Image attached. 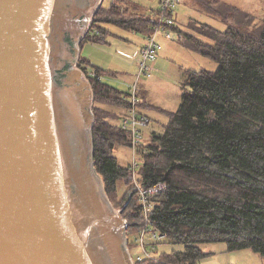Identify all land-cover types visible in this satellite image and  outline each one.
Wrapping results in <instances>:
<instances>
[{
    "label": "trees",
    "instance_id": "1",
    "mask_svg": "<svg viewBox=\"0 0 264 264\" xmlns=\"http://www.w3.org/2000/svg\"><path fill=\"white\" fill-rule=\"evenodd\" d=\"M202 4L221 17L225 30L197 21L195 34L177 25L173 29L186 46L218 67L186 69L179 107L169 113L162 131L144 137L136 173L113 153L117 145L131 148L129 131L122 126L131 108L130 92L102 79L116 76V71H106L83 55L78 61L95 98V164L107 191L127 203L122 215L129 222L131 255L145 223L136 182L142 188L165 185L150 198V225L164 235V243L182 245L159 252L161 241H151L156 259L135 258L134 264H195L208 254L203 245L217 242H225L228 250L251 249L264 256V19L256 22L254 14L221 0ZM160 13V8L140 13L120 3L101 7L80 46L110 44L109 36L116 34L109 24L147 37ZM139 93L140 109L154 106ZM123 186L129 188L120 194Z\"/></svg>",
    "mask_w": 264,
    "mask_h": 264
},
{
    "label": "water",
    "instance_id": "2",
    "mask_svg": "<svg viewBox=\"0 0 264 264\" xmlns=\"http://www.w3.org/2000/svg\"><path fill=\"white\" fill-rule=\"evenodd\" d=\"M99 3L0 0V264H132L75 64Z\"/></svg>",
    "mask_w": 264,
    "mask_h": 264
},
{
    "label": "rangeland",
    "instance_id": "3",
    "mask_svg": "<svg viewBox=\"0 0 264 264\" xmlns=\"http://www.w3.org/2000/svg\"><path fill=\"white\" fill-rule=\"evenodd\" d=\"M100 1L101 3H99V9L101 7L108 8L115 3H120L125 7L131 5L133 10L148 14L151 13L153 9L156 10L160 6V0H129V3H127V0ZM202 1L203 0H179V4L175 10L177 26L182 30L193 34H195V32H193L194 30L192 29V26L195 25V21L206 22L218 28L219 30H225L227 28V24L221 19V17L209 11L207 5H203ZM221 1L238 6L254 14L256 17V22H260L264 19V0ZM215 7L217 8L218 6ZM230 21L233 20L230 19ZM108 27L112 29L116 35L109 36L108 41L110 44H103L100 46L105 49V51L110 52L111 59H107V56L104 55L102 61H99L101 59L100 56L97 57V55H95L92 56V60L94 62H98L94 64L100 66L106 71H116V76L110 74L104 75L102 79L105 82L113 84L119 89L129 91L130 85L136 81V76L139 73L138 62L141 58L140 50L141 47L146 43L147 37L142 33L123 29L116 25L109 24ZM169 31L172 33L171 38H166L165 34L162 33L164 31H161L157 35L156 39L162 45V49L156 58V60L158 58L159 60H157L156 64V60L149 63L151 66V76L147 77L143 75L139 82V89L146 91L144 96L141 95L140 92V96L143 99L146 98L145 100L154 105L151 108L144 109L146 114L151 118L150 123L141 128L142 132L144 133V137H147V135L152 130L162 131L164 126L169 121V113L178 109L183 93L186 90L183 87L186 69L215 70L218 67V63L216 61L208 59L186 46L184 38L180 37V34L177 30L170 29ZM90 44L87 43L84 46L85 48L81 50L83 51V56H86L85 52H90V50L87 49ZM75 64L79 67L78 63L75 62ZM82 71L91 90L89 76L83 69ZM93 107L94 102L93 105L91 102L90 110L94 113ZM113 153L118 157L119 162L122 165H131L132 167L133 162L136 161L137 163H140V156L138 154L135 155L132 148L130 147L117 145ZM99 174L103 178L100 172ZM127 188L129 187L123 186L120 190V194L126 192ZM106 192L115 208L125 206L126 203L123 204L121 201V195L112 196L113 193H109L107 191V187ZM126 237L128 238L127 230ZM164 241H166V239H163L157 244L159 252L182 248V245L164 243ZM128 249L130 252L129 246ZM203 249L208 252V254L198 260L195 264H264V256L260 253H257L251 249L228 250L227 244L225 242L208 243L203 245ZM133 253L134 254L132 255L130 254L133 259L131 261L132 264H134L135 258L137 259L136 256L143 253L142 248L139 246L134 250Z\"/></svg>",
    "mask_w": 264,
    "mask_h": 264
},
{
    "label": "built area",
    "instance_id": "4",
    "mask_svg": "<svg viewBox=\"0 0 264 264\" xmlns=\"http://www.w3.org/2000/svg\"><path fill=\"white\" fill-rule=\"evenodd\" d=\"M179 4V0H160V11L158 17V23L154 29V31L147 36V41L143 45L140 50V60L138 62L139 65V73L136 76V81H134L129 88L130 96L129 101L131 103V108L128 116L123 119L122 126L129 131L130 140H131V148L133 153L137 155L138 148L144 142V133L141 128L150 123L151 118L143 113L140 110V97L138 95L139 92V81L143 75L150 77L151 76V66L150 62L156 60L158 57L162 45L156 39L157 35L161 32L165 34L166 38H171L172 33L169 31L173 29L174 26L177 25L175 10ZM170 14V15H168ZM94 77L100 76L93 74ZM139 163L136 161L133 162L132 169L133 173H136ZM138 194L140 196V200L142 203V209L144 214L145 223L139 229V232L136 237V241L139 246L142 248V254H139L137 260L142 261L146 258L156 259L153 255V252L149 249L148 243L151 241H162L164 239V235L159 231H153L150 225V212L152 210L153 204L150 201V198L164 190L165 185L162 182L154 184L153 186L142 188L137 182Z\"/></svg>",
    "mask_w": 264,
    "mask_h": 264
},
{
    "label": "crops",
    "instance_id": "5",
    "mask_svg": "<svg viewBox=\"0 0 264 264\" xmlns=\"http://www.w3.org/2000/svg\"><path fill=\"white\" fill-rule=\"evenodd\" d=\"M175 17H176V16H175ZM85 45H86V44H85ZM85 45H84V46H85ZM84 46H83V48H81V50L85 48ZM96 46H97V45L94 46V45H91V44H90V46L87 47V49L90 50V52H85V53H86V56H85V57H87L92 63H98V62H94V61L92 60V58H93L92 56H95V55H97V57L100 56L101 59H100L99 61H102V58H104V55L107 56V57H106L107 59L111 57L110 52L105 51V49H103L101 46H97V47H96ZM142 47H143V46H142ZM142 47H141V48H142ZM82 52H83V51H81V55H82ZM94 52H97L98 54H97V53H94ZM110 59H111V58H110ZM157 60H159V58H158ZM157 60L155 61V64L157 63ZM97 66H98V65H97ZM184 78H185V77H184ZM139 82H140V81H139ZM140 92H141V95H143V96H144L145 93H146V91H145V90L143 91L142 89H140ZM145 99H146V98H145ZM141 110H142V109H141ZM143 111H144V113L146 114V112H145L144 109L142 110V112H143ZM146 115H147V114H146ZM148 135H149V134H148Z\"/></svg>",
    "mask_w": 264,
    "mask_h": 264
}]
</instances>
